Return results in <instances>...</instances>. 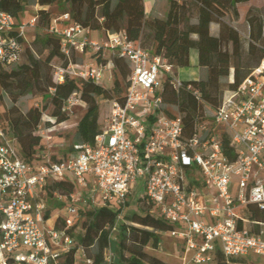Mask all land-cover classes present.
<instances>
[{
	"label": "built area",
	"instance_id": "obj_1",
	"mask_svg": "<svg viewBox=\"0 0 264 264\" xmlns=\"http://www.w3.org/2000/svg\"><path fill=\"white\" fill-rule=\"evenodd\" d=\"M36 20L37 10L27 21L0 11V67L19 61L21 40ZM89 31L71 22L68 13L49 23L46 32L59 39L67 60L54 68L55 82L68 77L103 85L106 73L112 78L111 59L121 57L130 68L123 99L112 102L91 143L74 144L64 157L50 153L55 126L36 127L44 148L28 161L0 123V264H58L73 245L69 230L80 205L120 209L114 232L131 196L172 225L168 233L189 253L184 262H209L216 251L227 259L264 257V223L239 214L247 202L264 208V56L235 89L222 92L214 107L166 59L124 33L93 40ZM88 51L95 54L92 63L72 61ZM107 51L110 59L103 61ZM165 86L186 92L202 107L194 135H186L178 104L164 100ZM73 99L82 104L75 94L63 111ZM59 181L71 182L74 190L49 196ZM55 203L59 229L45 217Z\"/></svg>",
	"mask_w": 264,
	"mask_h": 264
},
{
	"label": "trees",
	"instance_id": "obj_2",
	"mask_svg": "<svg viewBox=\"0 0 264 264\" xmlns=\"http://www.w3.org/2000/svg\"><path fill=\"white\" fill-rule=\"evenodd\" d=\"M30 1L0 0V11L18 21ZM41 1L55 3L58 9H39L31 44L24 47L25 40H21L23 48L19 61L0 67V94L5 101L0 112V123L15 138L19 153L28 161L32 160L37 150L44 148L41 137L35 132L42 122L47 127H56L51 132L54 137L73 133L75 144L91 143L102 130L112 102L122 101L129 80L128 60L113 57L111 67L119 76L115 77L111 88L96 85L89 79L66 77L62 83L55 82L54 68L65 65L67 60L60 52L59 39L46 32V28L52 19L63 13L69 14L71 22L91 31L99 30L107 35L124 33L128 40L166 59L175 70L190 66V51L195 49V66L201 70L202 76L185 83L197 87L202 97L214 107L219 104L222 92L235 89L264 56L261 14L253 8L247 11L248 33L243 38L246 40V51L243 50L241 34L231 24L238 19L236 4L247 0H168L163 17L151 16V13L146 15L143 0ZM192 19L195 21L192 22ZM211 24L217 25L216 33H211ZM71 59L76 61L74 56ZM224 79L226 82L222 85ZM75 94L79 95L86 108L77 122L66 125L69 116L63 111V104ZM162 94L166 102L178 104L183 113L186 135H194L195 119L202 113V107L195 106L184 91L176 92L165 86ZM28 97H40L45 103L40 109L29 106L22 110L21 101ZM98 98L102 100L98 101ZM60 124L65 126L58 127ZM64 155L66 153L62 157ZM73 190L71 182L59 181L49 188L48 193L49 196L52 191L68 195ZM128 205L129 201L125 207ZM132 208L129 215H123L122 209L121 221L114 232L112 229L120 209L106 206L79 209L81 219H77L69 230L73 245L63 253L58 264H75L80 250L88 264H169L147 253L146 248H158L162 233L170 231L172 225L158 214L150 213L146 206L138 208L135 205ZM239 214L250 223H264V208L254 203L247 202L239 209ZM45 217L50 215L46 213ZM124 218L128 221H124ZM56 228L59 229L58 224ZM214 262L228 264L229 259L216 251Z\"/></svg>",
	"mask_w": 264,
	"mask_h": 264
},
{
	"label": "rangeland",
	"instance_id": "obj_3",
	"mask_svg": "<svg viewBox=\"0 0 264 264\" xmlns=\"http://www.w3.org/2000/svg\"><path fill=\"white\" fill-rule=\"evenodd\" d=\"M152 6L153 8H152L150 15L163 17L168 8V0H154V3ZM236 8L238 11V19L234 23H231V24L235 28H237L241 36L242 34L246 36L248 33L246 14H247L248 9L250 8L255 9L258 12V14H261L262 19H263V25H264V0H247L246 2H243V3H237ZM39 9H48L50 11H56L58 9V5L55 3H47L41 0L38 2L31 0L30 4L27 6L25 11L22 14H20L19 18H21L23 21H27L28 19L31 18L34 11L36 10L38 11ZM225 20L228 21L227 18H225ZM191 21L194 22L195 20L192 19ZM34 29L35 27L27 28L26 33H25L26 36H25V41H24V47H27L33 41ZM214 29L215 28H211L210 31L213 33L215 31ZM243 38L244 37L242 36V39ZM242 41H243V50L246 51V43H245L246 40L243 39ZM94 56H95L94 52L88 51L84 55L75 54L74 59L78 62H85V63L90 64L93 62ZM107 59H110V53L108 51L106 52V55L103 61H106ZM195 64H196V50L192 49L190 51V66L179 68L178 69L179 77L182 80H186V81L197 79V78L199 79L202 76L201 70L198 67H196ZM111 76L112 78L109 80L108 73L105 74V81L103 82L102 86H106L108 88L112 87L113 80L115 79V77H118L119 75L117 71H115L114 69H111ZM120 82L123 84V81L120 80ZM225 82H226V79L222 80L221 82L222 85H225ZM0 93H1V89H0ZM100 100H102V98H98V101ZM72 101L74 103L70 105V109L66 112L69 116V120L66 123V125L77 122L79 118L83 115L85 108H86V106L76 101L75 99H73ZM44 103H45V100L41 99L40 97H34V98L28 97L21 101L20 107L22 110H26L29 106L37 107L40 109L44 105ZM4 104H5V101L1 97V94H0V112L3 110ZM58 127H62V126H58ZM75 138H76L75 134L73 133L63 135V137L53 136V139L50 141V144H51L50 153L55 157H60L64 153H68L71 150L72 146L76 143ZM128 201H129V205L127 207H124L123 215L125 214L129 215V212L134 209L132 207H134L135 205L138 208H141L143 206L140 203H138L136 200L134 201L133 199H131V197L128 198ZM124 221H128V219L124 218ZM77 231L78 230H76V232ZM180 245H181V241L179 239L171 236L168 232H166V233H162L158 248L153 249V248L147 247L146 252L169 264H190V263H187L186 261L184 262L181 260L183 254L180 249ZM113 251H114V243L112 242V246H111L112 256L114 255ZM188 256H189V253H187L186 257L188 258ZM84 260L86 259L84 256H82V254L77 255V264H82ZM110 262H112V258L110 259ZM203 264H215V262L214 260H211ZM228 264H264V262L261 259L256 258L254 256H248L245 259L244 258L237 259L236 261H234V263L230 262Z\"/></svg>",
	"mask_w": 264,
	"mask_h": 264
},
{
	"label": "crops",
	"instance_id": "obj_4",
	"mask_svg": "<svg viewBox=\"0 0 264 264\" xmlns=\"http://www.w3.org/2000/svg\"><path fill=\"white\" fill-rule=\"evenodd\" d=\"M143 2H144V11H145V14L146 15H148L149 13H151V11H152V8H153V3H154V0H150V1H146V0H143ZM213 26H215V27H213ZM211 28H215L214 30V32L213 33H216V31H217V25L216 24H211L210 25V29ZM212 33V32H211ZM104 37V32L103 31H99V30H97V31H89V38L90 39H93V40H101L102 38ZM196 59H197V53H196ZM140 183H138L137 184V186L136 187H134V189L135 190H138L139 188H140V185H139ZM131 199H133L132 198V196H131ZM134 200V199H133ZM48 202L51 204L52 202H53V200H48ZM57 204V205H56ZM59 204L58 203H55L54 204V206H50V208H49V210H48V214L50 215V217H49V221H51V222H55V225L56 224H58V223H56V215H57V209H58V207L60 206H58ZM98 207H102L101 206V204L100 203H95V205H93V206H90V205H80V207H79V209H92V208H98ZM80 219H81V217H79ZM78 218V219H79ZM59 225V224H58ZM114 236V235H113ZM180 249H181V251H182V254H183V256H182V258H181V260L183 261V257L184 256H187V254H185L184 253V248H183V245H182V243H181V245H180ZM78 254H81L80 253V251H78L77 252V255ZM77 255H76V263L75 264H77ZM248 256H254V257H256V258H259V259H261L263 262H264V257H262V256H258V255H254V254H248L247 256H244V257H239V258H232V259H229V262L228 263H234V261H236L237 259H245L246 257H248ZM82 264H88V261L87 260H84V262L82 263Z\"/></svg>",
	"mask_w": 264,
	"mask_h": 264
}]
</instances>
